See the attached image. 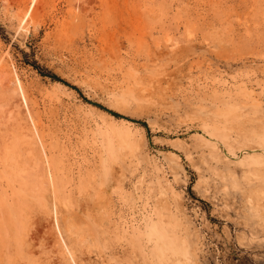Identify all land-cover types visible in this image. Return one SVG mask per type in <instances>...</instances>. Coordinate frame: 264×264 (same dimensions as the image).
<instances>
[{
  "label": "rangeland",
  "instance_id": "1",
  "mask_svg": "<svg viewBox=\"0 0 264 264\" xmlns=\"http://www.w3.org/2000/svg\"><path fill=\"white\" fill-rule=\"evenodd\" d=\"M31 1L0 0V264H264V0Z\"/></svg>",
  "mask_w": 264,
  "mask_h": 264
},
{
  "label": "water",
  "instance_id": "2",
  "mask_svg": "<svg viewBox=\"0 0 264 264\" xmlns=\"http://www.w3.org/2000/svg\"><path fill=\"white\" fill-rule=\"evenodd\" d=\"M69 85H70L71 87L77 89L75 86H73V85H71V84H69ZM90 102H91L92 104H95V105H97V106H99V107H101V108L107 110L108 112H110V113H112V114H114V115L122 116V117H123V115H121V114H119V113H117V112H114L113 110H111V109H109V108H106V107H104L103 105H101V104H99V103H97V102H94V101H90ZM133 121H135V122H141V121H138V120H133Z\"/></svg>",
  "mask_w": 264,
  "mask_h": 264
},
{
  "label": "bare ground",
  "instance_id": "3",
  "mask_svg": "<svg viewBox=\"0 0 264 264\" xmlns=\"http://www.w3.org/2000/svg\"><path fill=\"white\" fill-rule=\"evenodd\" d=\"M34 1H35V0H32V1H31V5H30L29 9L27 10V13H25L24 17L20 20V26H22V25L26 22L27 16H28V14H30L29 12H30V9H31V7H32V5H33V3H34ZM17 81H18V78H17ZM19 82H20V81H19Z\"/></svg>",
  "mask_w": 264,
  "mask_h": 264
}]
</instances>
